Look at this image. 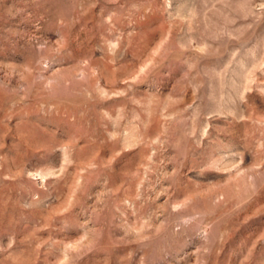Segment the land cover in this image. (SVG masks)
Returning <instances> with one entry per match:
<instances>
[{"label": "rangeland", "instance_id": "374dc122", "mask_svg": "<svg viewBox=\"0 0 264 264\" xmlns=\"http://www.w3.org/2000/svg\"><path fill=\"white\" fill-rule=\"evenodd\" d=\"M0 264H264V0H0Z\"/></svg>", "mask_w": 264, "mask_h": 264}]
</instances>
